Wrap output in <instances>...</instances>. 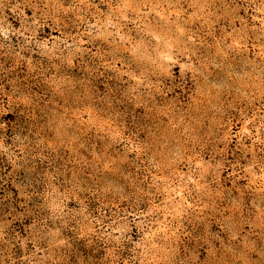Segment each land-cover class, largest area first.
Returning a JSON list of instances; mask_svg holds the SVG:
<instances>
[{
    "label": "rangeland",
    "instance_id": "1",
    "mask_svg": "<svg viewBox=\"0 0 264 264\" xmlns=\"http://www.w3.org/2000/svg\"><path fill=\"white\" fill-rule=\"evenodd\" d=\"M0 264H264V0H0Z\"/></svg>",
    "mask_w": 264,
    "mask_h": 264
}]
</instances>
